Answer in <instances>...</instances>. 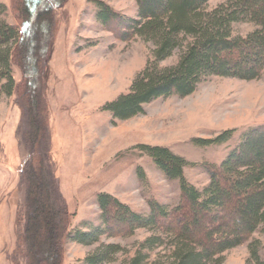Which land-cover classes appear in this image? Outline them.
I'll list each match as a JSON object with an SVG mask.
<instances>
[{
	"label": "trees",
	"instance_id": "obj_1",
	"mask_svg": "<svg viewBox=\"0 0 264 264\" xmlns=\"http://www.w3.org/2000/svg\"><path fill=\"white\" fill-rule=\"evenodd\" d=\"M65 0H20L22 26L7 24L0 5V97L12 96L17 85L11 67L17 62L29 86L21 101L26 120L21 165L25 200L16 221L13 264H62L70 239L86 247L113 237L115 226L124 237L138 230L152 236L122 264H223L225 253L248 245L253 261L260 263L259 242L252 237L264 230V126L251 128L220 167L208 170L210 184L203 190L190 184L184 168L190 164L167 148L140 146L163 175L178 181L181 203L174 209L150 201L148 215L137 214L109 194L97 196L102 226L71 232L67 203L58 185L54 160L48 148L45 102L39 84L40 63L47 51L54 18L52 8ZM138 19L121 17L96 1V20L102 26L119 21L122 40L141 38L153 45L152 60L136 77L130 93L103 107L115 120L127 121L144 113V106L160 98L188 97L209 77L255 81L264 75V0H228L208 10L213 0H135ZM249 22L257 30L233 37V25ZM176 65L162 68L175 52ZM22 104V103H21ZM234 131L213 140H196L200 146L222 145ZM139 178L145 176L139 169ZM115 231V232H114ZM167 242V243H166ZM168 246V255L152 259V252ZM123 252L116 244L100 247L85 264H107ZM264 264V263H262Z\"/></svg>",
	"mask_w": 264,
	"mask_h": 264
},
{
	"label": "rangeland",
	"instance_id": "obj_2",
	"mask_svg": "<svg viewBox=\"0 0 264 264\" xmlns=\"http://www.w3.org/2000/svg\"><path fill=\"white\" fill-rule=\"evenodd\" d=\"M4 0L2 19L21 28L18 2ZM96 1L121 17L138 19L135 0H65L52 8L54 25L47 51L40 63L39 84L45 102L48 148L54 160L59 190L71 214V232H90L102 226L97 196L109 194L137 214L150 213L149 202L171 209L181 203L178 181L168 180L140 146L163 147L183 157L190 165L185 177L199 190L210 184L209 168L220 167L238 148L243 134L264 126V75L243 81L209 77L195 93L181 98H160L144 106V113L127 121L115 120L103 107L130 93L136 77L152 60L154 47L141 38L122 40L119 21L102 26L96 20ZM213 0L208 10L227 3ZM257 30L249 22L233 25V37H246ZM179 52L160 64L174 66ZM17 92L0 97V264H13L17 215L25 200L21 165L28 155L23 148L26 120L21 101L29 86L17 62L11 67ZM22 103V104H21ZM225 131H234L222 145L200 146L196 140H213ZM139 169L145 178L141 180ZM113 237L104 236L90 247L70 239L62 264H85L100 245L116 244L123 252L114 262L122 264L138 250L152 232L138 230L122 236L125 227L115 226ZM259 242L260 263L252 260L248 245L225 253L223 264L264 263V230L252 237ZM167 243V242H166ZM168 246L152 252V259L167 256Z\"/></svg>",
	"mask_w": 264,
	"mask_h": 264
},
{
	"label": "crops",
	"instance_id": "obj_3",
	"mask_svg": "<svg viewBox=\"0 0 264 264\" xmlns=\"http://www.w3.org/2000/svg\"><path fill=\"white\" fill-rule=\"evenodd\" d=\"M0 3H4V0H0ZM112 116V115H111Z\"/></svg>",
	"mask_w": 264,
	"mask_h": 264
}]
</instances>
